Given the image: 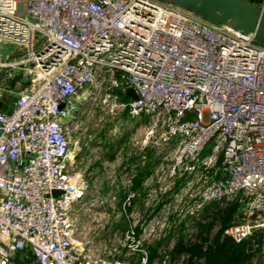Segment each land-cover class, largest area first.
<instances>
[{
    "label": "built area",
    "instance_id": "obj_1",
    "mask_svg": "<svg viewBox=\"0 0 264 264\" xmlns=\"http://www.w3.org/2000/svg\"><path fill=\"white\" fill-rule=\"evenodd\" d=\"M244 1L264 11V0ZM6 45L31 66L29 86L0 112V264L24 250L36 264H149V245L163 238L164 258L152 264H169L178 236L195 234L192 220L235 201L241 220L223 234L254 245L262 232L264 264V43L255 35L159 0H0V67ZM101 91L116 111L146 117L155 151L176 149L197 196L164 232L147 228L157 212L128 220L121 237L134 262L105 260L93 254L100 244L77 238L87 221L77 211L95 199L75 174L69 126L75 101Z\"/></svg>",
    "mask_w": 264,
    "mask_h": 264
},
{
    "label": "rangeland",
    "instance_id": "obj_2",
    "mask_svg": "<svg viewBox=\"0 0 264 264\" xmlns=\"http://www.w3.org/2000/svg\"><path fill=\"white\" fill-rule=\"evenodd\" d=\"M108 93L101 91L89 101L87 96L76 100L75 108H78L70 120V153L71 157L78 155L75 174L93 190L95 199L93 205L77 211L87 217L77 238L90 245L100 244L93 254L105 260L134 262L130 256L134 252L127 253L123 249L121 232L124 230L119 231L120 225H129L130 218L147 217L157 212L156 225L149 223L147 228L164 232L168 227L163 226L166 221L178 225L179 222L174 223L172 217L175 220L183 218L197 196L187 185L191 178L178 170L176 149L163 147L155 151L152 148L154 135H150L152 125L146 117L137 120L126 112L116 111L107 102ZM12 101V94L3 93L0 111ZM110 155L115 158L110 160ZM139 171L144 172V181L137 188L134 187V177ZM133 191V209L125 212L119 202L122 192H125L123 199H126L133 195ZM239 213L242 215V204ZM257 250L250 264H262L263 242Z\"/></svg>",
    "mask_w": 264,
    "mask_h": 264
},
{
    "label": "trees",
    "instance_id": "obj_3",
    "mask_svg": "<svg viewBox=\"0 0 264 264\" xmlns=\"http://www.w3.org/2000/svg\"><path fill=\"white\" fill-rule=\"evenodd\" d=\"M128 100V97L123 98ZM114 155L109 159L113 160ZM143 171H139L134 177V187L139 188L143 183ZM133 187V188H134ZM119 202H123L124 194ZM120 203V205H121ZM240 203L230 202L223 207H208L202 221H191V227L196 232L192 238L188 239L186 234H180L178 240L172 248L166 251L170 258L169 264H250L255 258L258 248L262 245V232L255 237V244L250 242L235 243L229 237L224 236V230L239 223L242 215L239 213ZM172 220L174 221L173 217ZM127 228V224H122L119 231ZM118 229V228H117ZM140 233L138 232L137 236ZM168 235L167 238H169ZM165 239L153 242L149 245V264L154 260L162 261L164 255L159 253V249L164 245ZM166 244V243H165ZM125 251V250H124Z\"/></svg>",
    "mask_w": 264,
    "mask_h": 264
},
{
    "label": "water",
    "instance_id": "obj_4",
    "mask_svg": "<svg viewBox=\"0 0 264 264\" xmlns=\"http://www.w3.org/2000/svg\"><path fill=\"white\" fill-rule=\"evenodd\" d=\"M178 6L201 16L214 25H223L243 34H253L264 43V11L252 2L244 0H159ZM128 95L136 99L133 91ZM63 108V106H62ZM78 155L71 157L75 164ZM59 196L61 192H53Z\"/></svg>",
    "mask_w": 264,
    "mask_h": 264
},
{
    "label": "crops",
    "instance_id": "obj_5",
    "mask_svg": "<svg viewBox=\"0 0 264 264\" xmlns=\"http://www.w3.org/2000/svg\"><path fill=\"white\" fill-rule=\"evenodd\" d=\"M0 93L12 94L13 101L0 112H9L13 108L15 96L19 88L29 86L30 64L25 61L24 53L17 47L6 45L1 48ZM9 264H36L29 250L13 254Z\"/></svg>",
    "mask_w": 264,
    "mask_h": 264
}]
</instances>
